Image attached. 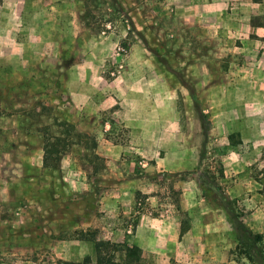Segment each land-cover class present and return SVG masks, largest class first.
Segmentation results:
<instances>
[{
  "label": "crops",
  "instance_id": "1",
  "mask_svg": "<svg viewBox=\"0 0 264 264\" xmlns=\"http://www.w3.org/2000/svg\"><path fill=\"white\" fill-rule=\"evenodd\" d=\"M64 1L0 0V38L23 45L16 36L22 31L29 5L39 7L45 3L44 16L53 18L60 15L58 9ZM175 1L177 9L200 34L217 42V49L227 44L232 52L231 61H194L200 69L194 72L193 91L195 96L210 99L215 134L211 143L218 149L223 146L224 171L218 178L223 185L216 186L222 194H216L215 186L203 182L199 171L194 178H176L173 189L178 191L179 199L165 201L170 196V177L163 178L159 172H186L194 167L188 162L196 156L188 158L185 136L171 137L168 115L174 107L162 108L156 114L153 102L147 103L158 85L166 98L175 90L168 77L155 74L154 61H142L146 69L134 73V101L125 99L123 91L112 90L98 107L89 108V95L76 93L75 89L70 92L73 107H78L72 117L81 130L98 132L96 153L104 158L107 167L94 175V169L77 166L76 159L69 158L63 165L66 200L55 199L59 204L52 200L51 208H43L40 203L44 214L59 210V206L65 209L66 223L75 233L66 239L73 252L60 256L94 257L95 241L110 240L139 245L142 255L148 258L147 264H264V170L252 169L255 163L264 167V0ZM208 64L216 68L203 69ZM122 78L130 80L126 75ZM160 81L162 84L156 85ZM90 96L94 97V91ZM216 98L231 100L217 105ZM104 110L111 111L112 120L102 122ZM240 130V142L232 143L230 135ZM113 137L120 140L114 141ZM31 150L28 148L19 161L23 168L19 172L21 192L27 197L32 196L28 186L31 177L24 165L32 160ZM39 156L38 164L45 168L42 148ZM234 199L243 211L240 221L258 234L249 246L252 258H245L244 252L241 263L235 258L236 229L228 214V205ZM34 200L37 203L38 195ZM179 209L194 211L192 227L185 232ZM35 223L36 227L43 225L41 221ZM48 224L56 223L53 220ZM88 230H95L98 239L80 237L82 231ZM192 234L193 242L188 241Z\"/></svg>",
  "mask_w": 264,
  "mask_h": 264
},
{
  "label": "rangeland",
  "instance_id": "2",
  "mask_svg": "<svg viewBox=\"0 0 264 264\" xmlns=\"http://www.w3.org/2000/svg\"><path fill=\"white\" fill-rule=\"evenodd\" d=\"M45 5H29L22 31L16 36L23 45L0 38V264H61L64 260L83 259L60 256L73 252L66 241L75 234L66 223V210L58 205L55 212H41L42 207H53L52 200H66L63 165L69 158H75L77 166L94 169V175L107 167L104 158L96 153L98 132L81 130L72 117L78 107H73L70 92L75 89L76 93L89 95V108L98 107L112 90L123 91L125 99L134 101V73L145 71L146 62L142 61H154L155 74L168 77L175 90L173 96L163 97L158 88L162 81L156 82L154 96L147 103L153 102L156 114L162 108L174 107L168 115L171 137L185 136L188 158L196 156L188 162L194 167L186 172H159L163 178L170 177V196L165 201H178L173 181L179 176L190 179L201 171L200 179L208 186L223 185L218 179L224 171L223 146L218 149L211 143L215 134L210 99L195 96L193 78L200 69L194 61H231L227 44L217 49L218 43L200 34L177 9L175 0H66L59 6L60 15L53 18L44 16ZM206 67L216 68L208 64L203 69ZM125 75L130 80L122 78ZM92 91L94 97L90 96ZM214 100L224 105L231 99ZM110 113L101 111L102 122L112 120ZM55 136L61 139L58 167L42 168L38 164L40 148L44 150L45 142ZM230 136L231 142L238 144L242 131ZM28 148L32 149V160L24 169L30 173L32 196L27 197L21 192L19 172L23 168L19 161ZM255 164V172L264 170ZM216 190V194H222L217 187ZM228 206L236 229L234 254L241 263L244 252L245 258H252L249 246L258 234L240 221L243 211L237 200ZM179 210L185 232L192 227L194 211ZM35 220L43 225L36 227ZM53 220L55 225L48 224ZM80 235L96 240L99 237L95 230L82 231ZM190 240L194 241V234ZM147 261L143 256V263Z\"/></svg>",
  "mask_w": 264,
  "mask_h": 264
},
{
  "label": "trees",
  "instance_id": "3",
  "mask_svg": "<svg viewBox=\"0 0 264 264\" xmlns=\"http://www.w3.org/2000/svg\"><path fill=\"white\" fill-rule=\"evenodd\" d=\"M61 139L58 136L49 139L44 145L43 165L45 168H57L60 162L59 148ZM90 238L87 236H81ZM122 247L121 249L119 248ZM96 256L95 258L90 255L85 256L82 260L78 261H61V264H144L142 249L137 244L129 243H115L110 240H97L95 241ZM112 248V250H111Z\"/></svg>",
  "mask_w": 264,
  "mask_h": 264
}]
</instances>
